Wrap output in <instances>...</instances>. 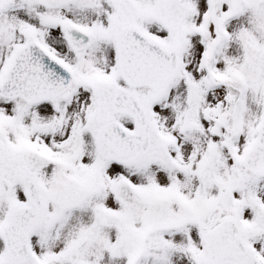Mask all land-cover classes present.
<instances>
[{
	"label": "snow or ice",
	"instance_id": "6c2138e0",
	"mask_svg": "<svg viewBox=\"0 0 264 264\" xmlns=\"http://www.w3.org/2000/svg\"><path fill=\"white\" fill-rule=\"evenodd\" d=\"M0 264H264V0H0Z\"/></svg>",
	"mask_w": 264,
	"mask_h": 264
}]
</instances>
